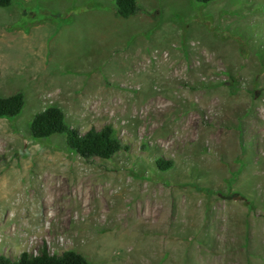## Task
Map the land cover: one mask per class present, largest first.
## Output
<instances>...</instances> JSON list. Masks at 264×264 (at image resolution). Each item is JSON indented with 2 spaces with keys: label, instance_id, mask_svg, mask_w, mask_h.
I'll list each match as a JSON object with an SVG mask.
<instances>
[{
  "label": "rangeland",
  "instance_id": "rangeland-1",
  "mask_svg": "<svg viewBox=\"0 0 264 264\" xmlns=\"http://www.w3.org/2000/svg\"><path fill=\"white\" fill-rule=\"evenodd\" d=\"M15 0L0 7V253L90 264H264V0ZM58 105L131 150L36 139ZM158 158L174 166L161 170Z\"/></svg>",
  "mask_w": 264,
  "mask_h": 264
},
{
  "label": "trees",
  "instance_id": "trees-1",
  "mask_svg": "<svg viewBox=\"0 0 264 264\" xmlns=\"http://www.w3.org/2000/svg\"><path fill=\"white\" fill-rule=\"evenodd\" d=\"M15 0H0V7H7ZM207 3L212 0H197ZM117 13L125 18L136 14L141 8L139 0H115ZM26 105V94L18 90L9 95H0V118H14L21 114ZM30 130L36 139H50L63 135L68 148L87 160L111 159L122 151L131 150L113 124L98 128L92 126L84 132L73 126L65 111L58 105H49L35 113ZM157 166L167 170L174 166L172 159L158 158ZM0 264H90L88 257L77 249H68L60 254L51 253L47 246L38 253L23 251L16 257L0 253Z\"/></svg>",
  "mask_w": 264,
  "mask_h": 264
},
{
  "label": "crops",
  "instance_id": "crops-1",
  "mask_svg": "<svg viewBox=\"0 0 264 264\" xmlns=\"http://www.w3.org/2000/svg\"><path fill=\"white\" fill-rule=\"evenodd\" d=\"M116 13H117V11H116ZM122 17V16H121Z\"/></svg>",
  "mask_w": 264,
  "mask_h": 264
}]
</instances>
